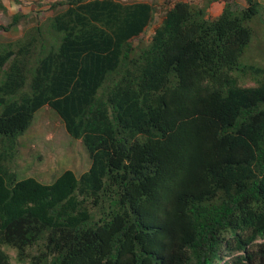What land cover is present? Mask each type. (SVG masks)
<instances>
[{
  "label": "trees",
  "instance_id": "trees-1",
  "mask_svg": "<svg viewBox=\"0 0 264 264\" xmlns=\"http://www.w3.org/2000/svg\"><path fill=\"white\" fill-rule=\"evenodd\" d=\"M4 1L0 264H264V65L242 60L263 4L52 0L6 21ZM45 106L90 165L18 179Z\"/></svg>",
  "mask_w": 264,
  "mask_h": 264
},
{
  "label": "rangeland",
  "instance_id": "rangeland-1",
  "mask_svg": "<svg viewBox=\"0 0 264 264\" xmlns=\"http://www.w3.org/2000/svg\"><path fill=\"white\" fill-rule=\"evenodd\" d=\"M41 1L40 4H38ZM52 0H5L4 3L8 9L6 21H9V15L21 10L23 12H34L40 10V15L45 16L50 11L45 2ZM138 1V0H126ZM153 1L160 5L165 0H142ZM192 3H201L203 0H186ZM237 4L243 6L246 0H234ZM264 6V0H258ZM223 1L212 2L207 9L208 18H214L221 11ZM160 20L156 15L154 22L147 28L143 34V40L149 41L154 26ZM21 32L20 27H13L5 36L14 38ZM262 32L256 34L253 42L246 48L242 57L244 62H255L264 65V36ZM19 149L13 161V167L17 172V178L34 177L43 183L51 182L56 176L66 169L72 170L76 175L86 171L90 165V160L86 149L80 140L71 138L66 132L62 122L54 111L47 106L40 108L34 115L32 125L18 137ZM12 260L14 250L6 248Z\"/></svg>",
  "mask_w": 264,
  "mask_h": 264
},
{
  "label": "crops",
  "instance_id": "crops-1",
  "mask_svg": "<svg viewBox=\"0 0 264 264\" xmlns=\"http://www.w3.org/2000/svg\"><path fill=\"white\" fill-rule=\"evenodd\" d=\"M219 13H220V12H219ZM219 13H218V14H219ZM216 16H217V15H216Z\"/></svg>",
  "mask_w": 264,
  "mask_h": 264
}]
</instances>
